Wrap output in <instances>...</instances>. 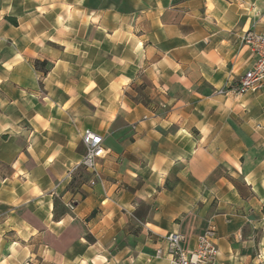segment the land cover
<instances>
[{
	"label": "crops",
	"instance_id": "1",
	"mask_svg": "<svg viewBox=\"0 0 264 264\" xmlns=\"http://www.w3.org/2000/svg\"><path fill=\"white\" fill-rule=\"evenodd\" d=\"M247 30L264 0H0V264H169L210 227L264 264V86L217 93Z\"/></svg>",
	"mask_w": 264,
	"mask_h": 264
},
{
	"label": "built area",
	"instance_id": "2",
	"mask_svg": "<svg viewBox=\"0 0 264 264\" xmlns=\"http://www.w3.org/2000/svg\"><path fill=\"white\" fill-rule=\"evenodd\" d=\"M241 41L247 44L254 54L256 58L254 65L240 76L235 84L217 90L218 94L238 97L248 93H256L264 86V34L247 30L241 36ZM81 141L85 148L81 165L95 172L96 160L105 154L103 139L94 131L85 129L82 132ZM70 208L73 206L70 205ZM215 235V228L210 227L199 237L192 250H184L181 247L183 235L178 232L169 233L165 237L167 252L171 256L169 264H215L218 256V249L213 242ZM161 253L162 250L158 249L157 256H160Z\"/></svg>",
	"mask_w": 264,
	"mask_h": 264
},
{
	"label": "trees",
	"instance_id": "3",
	"mask_svg": "<svg viewBox=\"0 0 264 264\" xmlns=\"http://www.w3.org/2000/svg\"><path fill=\"white\" fill-rule=\"evenodd\" d=\"M13 23H15V21L13 19H10Z\"/></svg>",
	"mask_w": 264,
	"mask_h": 264
}]
</instances>
